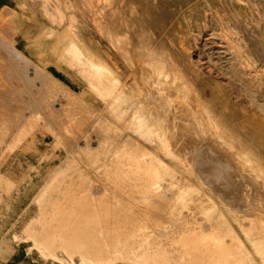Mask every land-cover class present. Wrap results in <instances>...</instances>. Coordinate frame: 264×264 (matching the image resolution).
Listing matches in <instances>:
<instances>
[{
  "label": "rangeland",
  "instance_id": "374dc122",
  "mask_svg": "<svg viewBox=\"0 0 264 264\" xmlns=\"http://www.w3.org/2000/svg\"><path fill=\"white\" fill-rule=\"evenodd\" d=\"M12 7L0 163L51 167L0 168V187L42 182L24 185L33 250L55 264H264V0ZM238 61L261 83L239 81Z\"/></svg>",
  "mask_w": 264,
  "mask_h": 264
},
{
  "label": "crops",
  "instance_id": "0c3cea01",
  "mask_svg": "<svg viewBox=\"0 0 264 264\" xmlns=\"http://www.w3.org/2000/svg\"><path fill=\"white\" fill-rule=\"evenodd\" d=\"M14 0H0V13L13 10ZM20 47L22 43L18 44ZM22 56L29 57L27 53L33 54L32 50L24 52L19 48ZM56 72V70H53ZM50 162L39 164L35 161H17L13 165V161L0 163L1 169H27L40 168L49 169ZM24 178L8 177L7 180L14 185H21L19 188L0 187V264H55L51 260L41 258L37 252L33 250L30 241L24 239V228L27 219L31 218V200L34 197L33 188L24 187V185H38L41 181L36 179H28L29 182H20ZM59 264V262H57Z\"/></svg>",
  "mask_w": 264,
  "mask_h": 264
},
{
  "label": "bare ground",
  "instance_id": "6f19581e",
  "mask_svg": "<svg viewBox=\"0 0 264 264\" xmlns=\"http://www.w3.org/2000/svg\"><path fill=\"white\" fill-rule=\"evenodd\" d=\"M231 35V34H230ZM227 36V35H226ZM229 38H230V36H228ZM232 37H233V35L231 36V39H232ZM234 40V39H233ZM230 42H231V40H229ZM234 41H236V40H234ZM72 44H73V42H72ZM71 44V45H72ZM70 45V44H69ZM228 45L230 46V44L228 43ZM233 45V44H232ZM73 46V45H72ZM75 46V45H74ZM74 46L72 47V48H74ZM231 47V46H230ZM233 47V46H232ZM239 48V47H238ZM237 48V49H238ZM236 49V50H237ZM57 50V49H56ZM239 50V49H238ZM242 50V49H241ZM66 51V50H65ZM237 53H238V55H239V51H237ZM243 53V52H242ZM241 54V53H240ZM236 55V54H235ZM234 56V55H233ZM232 56V57H233ZM243 58V57H242ZM234 59V58H233ZM238 59V58H237ZM237 59H236V61H237ZM239 59H240V57H239ZM238 59V60H239ZM242 60V59H241ZM251 61V60H250ZM233 62V61H232ZM239 62V61H238ZM75 63V62H74ZM236 63V62H235ZM241 63V61L237 64L238 66L237 67H235V69H234V72H232L231 71V73H234L233 75L239 80V81H241V82H246V83H248V84H246V85H248L249 86V84L250 85H253L254 83H256V84H260L261 83V81H262V78H261V75L256 71V70H254V69H249V71L247 72L246 70H245V66H243L242 64H240ZM245 63V62H244ZM234 64V63H233ZM247 66H249V64H247ZM246 66V67H247ZM251 66V65H250ZM234 67V66H233ZM231 70H233L232 68H231ZM263 76V75H262ZM264 77V76H263ZM235 79V78H234ZM233 79V80H234ZM240 82V83H241ZM237 84V83H236ZM244 84V83H243ZM119 91V90H118ZM241 92V91H240ZM251 92V91H250ZM252 93V92H251ZM148 129V128H147ZM177 155V154H176ZM107 175V174H106ZM149 175V174H148ZM144 176V175H143ZM142 177V176H141ZM256 180V179H255ZM114 181V180H113ZM182 182V181H181ZM109 183V182H108ZM115 183V182H114ZM142 186V185H141ZM182 187H184V186H182ZM171 188V187H170ZM139 192V191H138ZM142 196V195H141ZM193 197V196H192ZM159 198V197H158ZM175 198V197H174ZM178 199V198H177ZM118 200V199H117ZM121 200V199H120ZM161 200V199H160ZM63 201H65V200H63ZM172 203V202H171ZM180 203V202H179ZM182 203V202H181ZM178 204V203H177ZM107 205V204H106ZM211 205H213V204H211ZM118 206V205H117ZM145 206V205H144ZM103 207V206H102ZM131 207V206H130ZM116 208V207H115ZM122 208V207H121ZM168 208H169V206H168ZM113 209V208H112ZM132 209V208H131ZM115 211V210H114ZM117 211V210H116ZM174 211H176V210H174ZM108 212V211H107ZM85 213V212H84ZM105 213V212H104ZM107 214V213H106ZM113 214V213H112ZM119 214V213H118ZM189 214V213H188ZM253 214V213H252ZM79 215V214H78ZM140 215V214H139ZM254 215V214H253ZM116 216V215H115ZM150 216V215H149ZM152 216V215H151ZM80 217H82V218H85V216H80ZM121 217V216H120ZM140 217V216H139ZM147 217V216H146ZM153 217V216H152ZM64 218V217H63ZM77 218V217H76ZM175 218V217H174ZM80 219V218H79ZM160 219H161V217H160ZM160 219H159V221H160ZM74 220V219H73ZM145 220V219H144ZM154 220H155V218H154ZM175 220V219H174ZM185 220V219H184ZM63 221V220H62ZM70 220H68V222H69ZM76 221V220H75ZM78 221V220H77ZM83 221V220H82ZM148 221V220H147ZM152 221V220H151ZM171 221H173V220H171ZM177 221V220H176ZM186 221H187V219H186ZM185 221V222H186ZM71 222H72V220H71ZM121 222V221H120ZM141 222V221H140ZM170 222V221H169ZM73 223H75L74 221L72 222V224ZM110 223V222H109ZM146 223V222H145ZM144 223V224H145ZM155 223V222H154ZM158 223V222H157ZM174 223V222H173ZM187 223V222H186ZM191 223V222H190ZM66 224H68V223H66ZM78 224H80V223H78ZM84 224V223H83ZM161 224V223H160ZM65 225V224H64ZM69 226L71 225V223L70 224H68ZM67 225V226H68ZM76 225H77V223H76ZM126 225V224H125ZM148 225V224H147ZM128 226V225H127ZM246 226V225H245ZM81 227H82V225H81ZM136 227V226H135ZM71 228H72V225H71ZM74 228V227H73ZM73 228H72V230H73ZM86 227L84 226V228L83 229H85ZM88 228V227H87ZM98 228V227H97ZM190 228V227H189ZM48 229V228H47ZM67 229V228H66ZM65 229V230H66ZM69 229V228H68ZM78 229V228H77ZM82 229V228H81ZM152 229V228H151ZM157 229V228H156ZM203 229V228H202ZM72 230L71 231H69V233L70 232H72ZM79 230V229H78ZM77 230V231H78ZM88 230H90L89 228H88ZM128 230V229H127ZM76 230L74 229V233H75V235H76V232H75ZM81 231V230H80ZM114 231V230H113ZM185 231V230H184ZM201 231V230H200ZM79 232V231H78ZM82 232H83V230H82ZM90 232V231H89ZM84 233H86V229H85V232ZM83 233V234H84ZM135 233V232H134ZM80 237L82 236L83 237V234H79V233H77ZM89 234V233H88ZM92 234V233H91ZM173 234V233H172ZM178 234H179V232H178ZM88 236V235H87ZM92 235H90V237H91ZM167 236V235H166ZM154 237V236H153ZM170 237V236H169ZM201 237V236H200ZM76 238H79L78 236L76 237ZM79 239H81V238H79ZM83 239H85V238H83ZM90 239V238H89ZM88 238H87V240H89ZM169 239V238H168ZM131 240V239H130ZM133 240V239H132ZM157 240V239H156ZM192 240V239H191ZM190 240V241H191ZM45 241V240H44ZM59 241V240H58ZM110 241V240H109ZM158 241V240H157ZM181 241V240H180ZM210 241V240H209ZM212 241V240H211ZM47 242V241H46ZM114 242H116V241H114ZM112 243V242H111ZM132 243V242H131ZM213 243V242H212ZM109 244V243H108ZM184 245V244H183ZM105 246V245H104ZM111 246V245H110ZM110 246H108V248L110 247ZM152 246H153V244H152ZM84 247V246H83ZM120 247V246H119ZM189 247V246H188ZM122 248V247H121ZM189 248H191V247H189ZM212 248V247H211ZM118 249V248H117ZM198 249V248H197ZM213 249H215V248H213ZM120 251V250H119ZM183 251V250H182ZM204 251V250H203ZM82 252V251H81ZM89 252V251H88ZM85 253V252H84ZM185 253V252H184ZM205 253V252H204ZM107 254H108V252H107ZM197 254V253H196ZM211 254V253H210ZM217 254V253H216ZM109 256V255H108ZM133 256V255H132ZM132 256H130V257H132ZM194 256V255H193ZM85 257V256H84ZM214 257H215V255H214ZM185 258V257H184ZM196 258V257H195ZM201 259H203L202 257H201ZM203 261H204V259H203ZM218 262V261H217ZM204 263V262H203ZM207 264H209V263H207ZM221 264V263H220Z\"/></svg>",
  "mask_w": 264,
  "mask_h": 264
}]
</instances>
